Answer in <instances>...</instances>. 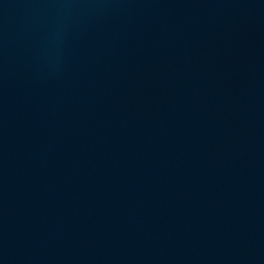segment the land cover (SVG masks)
<instances>
[{"label":"water","instance_id":"obj_1","mask_svg":"<svg viewBox=\"0 0 264 264\" xmlns=\"http://www.w3.org/2000/svg\"><path fill=\"white\" fill-rule=\"evenodd\" d=\"M0 264H264V0H0Z\"/></svg>","mask_w":264,"mask_h":264}]
</instances>
